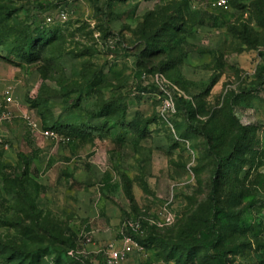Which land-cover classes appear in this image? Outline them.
I'll return each instance as SVG.
<instances>
[{
    "label": "rangeland",
    "instance_id": "obj_1",
    "mask_svg": "<svg viewBox=\"0 0 264 264\" xmlns=\"http://www.w3.org/2000/svg\"><path fill=\"white\" fill-rule=\"evenodd\" d=\"M212 1L0 0V264H107L139 213L122 264H217L218 158L221 247L264 264V0Z\"/></svg>",
    "mask_w": 264,
    "mask_h": 264
},
{
    "label": "built area",
    "instance_id": "obj_2",
    "mask_svg": "<svg viewBox=\"0 0 264 264\" xmlns=\"http://www.w3.org/2000/svg\"><path fill=\"white\" fill-rule=\"evenodd\" d=\"M212 5L222 9L229 8L228 0H213ZM59 16L61 18H65L67 16V11L62 8L59 12ZM48 21L54 19V16H47ZM155 76L160 78L162 76L161 73H156ZM11 87L6 86L0 92V123L4 120H8L11 118V114L7 105V102L11 100ZM174 102L170 98H165L163 102V108L165 110H173ZM27 122L35 129L40 130L46 136L57 138L59 136L58 132L52 128H43L40 122L30 116L26 117ZM66 140H69L70 137L68 135L63 137ZM167 219H170L168 216ZM150 222H154L153 219L147 218ZM143 232L142 223L139 217L136 218H126L122 221L121 227V236L118 241L111 240L106 245V263L107 264H122L126 261L129 256L136 252L141 251L144 248V245L136 238L135 235L141 234ZM89 240L88 236L84 237Z\"/></svg>",
    "mask_w": 264,
    "mask_h": 264
},
{
    "label": "trees",
    "instance_id": "obj_3",
    "mask_svg": "<svg viewBox=\"0 0 264 264\" xmlns=\"http://www.w3.org/2000/svg\"><path fill=\"white\" fill-rule=\"evenodd\" d=\"M25 51L27 50L25 49ZM13 54L15 55V53ZM141 72L142 74L147 75L148 74L147 72L150 71L142 70ZM141 72H139V75L141 74ZM156 72L158 73L162 72V68L160 67L156 68V71L154 70V73ZM49 128H53V127H49ZM84 130L90 131L92 129L85 128ZM236 140H239V138H237ZM222 164L223 161L218 158L208 193V229L211 235V239L206 244V249L209 251L211 256L216 259L217 264H230L229 251L221 247L223 234L219 225L220 207H219V197H218V191H219L218 179H219V168H221ZM26 194H27L26 192L23 193L24 196H26ZM128 196L131 198L129 193ZM139 214L140 215L139 216L137 215L136 217H139L141 220L143 232L135 236L145 246L146 245L145 236L148 235L149 229H151L154 226V223H151L149 220H145L142 217V214L141 213ZM136 217H125L123 220H125L126 218H136Z\"/></svg>",
    "mask_w": 264,
    "mask_h": 264
}]
</instances>
